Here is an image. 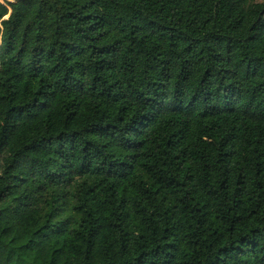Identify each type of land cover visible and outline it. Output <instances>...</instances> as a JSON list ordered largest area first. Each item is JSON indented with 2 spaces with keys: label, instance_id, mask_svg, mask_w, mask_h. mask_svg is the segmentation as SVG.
<instances>
[{
  "label": "trees",
  "instance_id": "obj_1",
  "mask_svg": "<svg viewBox=\"0 0 264 264\" xmlns=\"http://www.w3.org/2000/svg\"><path fill=\"white\" fill-rule=\"evenodd\" d=\"M0 44V264H264V0L0 3Z\"/></svg>",
  "mask_w": 264,
  "mask_h": 264
},
{
  "label": "rangeland",
  "instance_id": "obj_2",
  "mask_svg": "<svg viewBox=\"0 0 264 264\" xmlns=\"http://www.w3.org/2000/svg\"><path fill=\"white\" fill-rule=\"evenodd\" d=\"M20 0H0V3L3 4L4 6L10 8L11 3H16ZM11 11V9H10ZM1 45V44H0ZM16 245V242L13 241L11 238H7L1 242V248L2 250L7 253L12 247Z\"/></svg>",
  "mask_w": 264,
  "mask_h": 264
}]
</instances>
